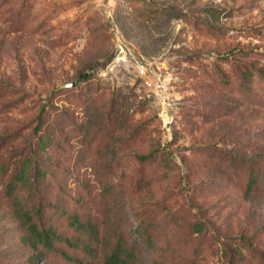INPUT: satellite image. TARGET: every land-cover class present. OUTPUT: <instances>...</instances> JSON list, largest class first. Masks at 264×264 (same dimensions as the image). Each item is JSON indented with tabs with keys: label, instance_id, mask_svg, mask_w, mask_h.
Returning <instances> with one entry per match:
<instances>
[{
	"label": "rangeland",
	"instance_id": "374dc122",
	"mask_svg": "<svg viewBox=\"0 0 264 264\" xmlns=\"http://www.w3.org/2000/svg\"><path fill=\"white\" fill-rule=\"evenodd\" d=\"M27 159L23 207L78 249L26 245ZM119 241L128 264H264V0H0V264Z\"/></svg>",
	"mask_w": 264,
	"mask_h": 264
},
{
	"label": "trees",
	"instance_id": "16d2710c",
	"mask_svg": "<svg viewBox=\"0 0 264 264\" xmlns=\"http://www.w3.org/2000/svg\"><path fill=\"white\" fill-rule=\"evenodd\" d=\"M81 77H85L84 75ZM51 138L46 135H41L38 143V147L42 151H46L51 145ZM149 157H141L142 161L148 160ZM33 162L30 159L24 161L22 168L14 175L12 181L7 187L8 201L11 207L15 210L16 215L21 219L22 224L26 228L28 235L25 238L27 246L32 247L34 250H38L39 246H45L47 248L53 247V242L59 241L68 245L70 248H79V244L73 238H63L61 235L54 233L51 229L43 227L42 223L36 221L33 217V212L30 209L23 207V201L17 196V192L21 187L27 188L30 191H34L35 179L42 178L45 175L43 169L39 166H35L36 174L32 176ZM251 182H254L252 180ZM252 186V184H251ZM69 226L74 231L90 232L93 234L92 227L88 222L81 220L78 215H73L69 218ZM147 245H152V236L147 235L145 240ZM112 252L106 256L104 264H128L133 259V254L127 251L122 242H117ZM68 261L76 262V264H95L92 262H84L77 260L71 256L65 255ZM155 264H167L164 260L155 257Z\"/></svg>",
	"mask_w": 264,
	"mask_h": 264
},
{
	"label": "water",
	"instance_id": "95a60500",
	"mask_svg": "<svg viewBox=\"0 0 264 264\" xmlns=\"http://www.w3.org/2000/svg\"><path fill=\"white\" fill-rule=\"evenodd\" d=\"M75 86V84L73 83V84H70V85H68L67 87H74Z\"/></svg>",
	"mask_w": 264,
	"mask_h": 264
}]
</instances>
